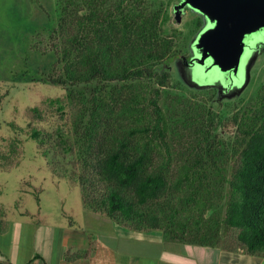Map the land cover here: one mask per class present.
<instances>
[{
    "label": "trees",
    "instance_id": "obj_1",
    "mask_svg": "<svg viewBox=\"0 0 264 264\" xmlns=\"http://www.w3.org/2000/svg\"><path fill=\"white\" fill-rule=\"evenodd\" d=\"M161 7L145 0H59L61 39L51 52L62 67L47 83L81 106L74 143L61 138L57 145H65V153L77 146L82 171L67 176L77 183L84 208L121 227L215 247L220 229L230 230L234 248L264 256V90L255 108L233 120L242 148L231 177H220L227 184L224 215L206 217L215 191L204 162L212 160L214 143L204 149L208 156L200 150L192 165L173 171L159 99L176 54L171 36L162 35ZM80 87H89L88 96ZM11 126L39 149L48 141L37 129Z\"/></svg>",
    "mask_w": 264,
    "mask_h": 264
},
{
    "label": "rangeland",
    "instance_id": "obj_2",
    "mask_svg": "<svg viewBox=\"0 0 264 264\" xmlns=\"http://www.w3.org/2000/svg\"><path fill=\"white\" fill-rule=\"evenodd\" d=\"M145 1L162 6L163 15L171 13L172 5L177 2ZM58 9L59 0H0V220L4 216V224L9 227L20 215L34 213L39 207L59 218L63 201L69 206L80 195L77 183L67 176V171H82L77 146L74 144L73 151L65 153V145H57L63 138L68 144L74 143L72 124L79 120L81 106L70 101L61 87L47 83L49 76L60 74L62 67L56 65L51 52L61 39L57 33ZM200 25L195 15L185 13L180 24L172 19L161 23L162 35L171 36L176 55L187 54ZM175 65L179 67L180 63L170 64L169 82L159 99L168 123L167 142L175 165L173 171L192 165L200 150L208 156L204 149L214 143L209 148L212 160L205 158L204 162L209 184L215 191L206 217L221 218L227 184L220 177L226 181L231 177L242 148L233 120L245 110L255 108L257 95L264 90V54L254 64L247 88L232 100L214 101V91L188 88L179 79ZM216 77L219 74L214 69L207 74L200 71L197 81L202 83ZM79 90L87 96L90 91L89 87ZM34 108L38 115L32 112ZM207 112L214 118L213 130H209ZM11 125L24 131L37 129L48 141L39 149L25 132ZM220 232L218 246L230 249L237 246L235 232L224 229Z\"/></svg>",
    "mask_w": 264,
    "mask_h": 264
},
{
    "label": "crops",
    "instance_id": "obj_3",
    "mask_svg": "<svg viewBox=\"0 0 264 264\" xmlns=\"http://www.w3.org/2000/svg\"><path fill=\"white\" fill-rule=\"evenodd\" d=\"M62 204L59 218L39 207L9 227L2 216L0 264H264V256L239 248L201 246L165 238L160 231L121 227L84 208L81 195L69 206Z\"/></svg>",
    "mask_w": 264,
    "mask_h": 264
},
{
    "label": "water",
    "instance_id": "obj_4",
    "mask_svg": "<svg viewBox=\"0 0 264 264\" xmlns=\"http://www.w3.org/2000/svg\"><path fill=\"white\" fill-rule=\"evenodd\" d=\"M189 6L200 14L204 24L190 41L194 56L187 61L176 58L180 63L176 71L181 82L188 88L206 90L209 87L191 77L193 66L202 68L204 74L215 70L220 75L229 74L236 79L244 71L243 83L229 94H222L223 84L217 87L218 101L239 97L250 83L251 70L260 56L255 52L244 66L245 38L264 31V0H182L175 6L177 23L181 22V10ZM207 22V26L206 23Z\"/></svg>",
    "mask_w": 264,
    "mask_h": 264
},
{
    "label": "flooded vegetation",
    "instance_id": "obj_5",
    "mask_svg": "<svg viewBox=\"0 0 264 264\" xmlns=\"http://www.w3.org/2000/svg\"><path fill=\"white\" fill-rule=\"evenodd\" d=\"M182 2V0H177V2L175 4L172 5L171 7V13H167L165 14L163 17L167 20L170 21L171 19L177 23L176 21V14H175V6L179 5ZM185 13H191L193 15H195L198 20L201 21V25L199 27V29L201 28V26L204 24V19L203 17L198 14L196 11L192 10L189 6H185L182 10H181V21H182V17L185 15ZM181 23V22H180ZM177 23V24H180ZM207 26V22L205 23ZM199 29L197 30V32L199 31ZM196 34H194L195 36ZM193 36V37H194ZM245 43H246V49H245V58L243 60L244 66L247 64V62L249 61V59L251 58V56L257 52L259 54H264V31H261L259 33H255V34H251L249 36H247L245 38ZM194 56L193 54V50L190 47L188 49V53L187 54H178L176 55V58H185L187 61L191 60L192 57ZM203 71L202 68L197 67V66H193V68H191L190 73H191V77L196 80L199 81L198 79V72ZM217 79H210L207 78V80L204 81V83L209 87L208 90H212L214 91V101H218L219 97L217 96V87L221 86V84H223V88H222V94H220V96L226 95L231 93L232 91L236 90L242 83H243V79H244V71H239V73L236 76V79L233 78L231 75L229 74H225V75H220L219 77H216ZM203 83V82H202Z\"/></svg>",
    "mask_w": 264,
    "mask_h": 264
}]
</instances>
